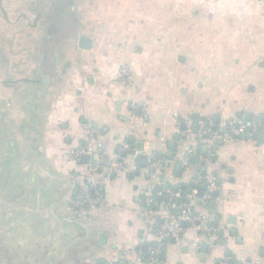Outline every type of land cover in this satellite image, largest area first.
Wrapping results in <instances>:
<instances>
[{
	"label": "crops",
	"instance_id": "1",
	"mask_svg": "<svg viewBox=\"0 0 264 264\" xmlns=\"http://www.w3.org/2000/svg\"><path fill=\"white\" fill-rule=\"evenodd\" d=\"M123 63L131 86L116 80ZM175 114L192 125L188 166ZM229 118H264V0H0V264H148L159 240L138 216L155 186L147 159L105 177L103 207L71 206L84 162L68 152L85 127L98 149L153 152L164 188L199 197L197 175L215 177L214 201L196 202L226 231L209 247L185 229L159 264H264V120L213 152L194 136L198 120Z\"/></svg>",
	"mask_w": 264,
	"mask_h": 264
},
{
	"label": "built area",
	"instance_id": "2",
	"mask_svg": "<svg viewBox=\"0 0 264 264\" xmlns=\"http://www.w3.org/2000/svg\"><path fill=\"white\" fill-rule=\"evenodd\" d=\"M116 80L123 86L134 84L133 69L129 63H123L117 67ZM146 111L147 108L142 103L133 105V116L135 118L144 115ZM174 118L178 134L175 142L179 150V157L182 165L188 166L189 157L195 148L194 145L187 143L192 125L189 120L182 121L176 114ZM263 120L264 118H259L246 125L240 120L229 118L217 125H211L209 121L200 119L196 123V130L194 131L196 144L207 152L216 151L220 144L241 138L244 135H252L251 132H255ZM182 125H185L186 129H181ZM248 129H251V132ZM93 133V129L85 127L81 141L68 152L74 160H79L83 155L87 156L86 162L83 163L82 172L84 194L71 200L72 207L87 213L104 206L106 201L102 189L105 186L106 176L111 174H133L137 169L134 156H122L118 149H98L92 140ZM166 168L167 164L157 160L153 152H147L146 175L152 185L162 187V176ZM195 183L204 184L201 197L196 196L195 188H192L189 192L168 187L160 188L157 194H163L169 200L162 204L161 212L153 208L155 202L153 187L140 190L144 205L139 208L138 216L159 240V245L151 247L147 253L145 259L148 264H159L158 256L163 242L171 237H179L185 229L192 230L194 239L197 241L204 240L209 247H213L219 237L226 231L223 224L215 223L203 209L198 207V205L206 206L209 202L214 201L211 191L215 188V177L209 173H199ZM175 209L179 210L178 214L174 213ZM181 222L186 224V228L181 226ZM129 251L130 248L125 249L124 254ZM124 257L125 255L121 256L120 259L123 261ZM142 257L143 255L139 253L138 260H142ZM241 264L251 263L242 261Z\"/></svg>",
	"mask_w": 264,
	"mask_h": 264
},
{
	"label": "water",
	"instance_id": "3",
	"mask_svg": "<svg viewBox=\"0 0 264 264\" xmlns=\"http://www.w3.org/2000/svg\"><path fill=\"white\" fill-rule=\"evenodd\" d=\"M88 41L89 40L87 38L82 37L81 40H80V45H82V46L85 47L86 45H84V42L87 43ZM133 152H134V150H133ZM191 158L193 159L194 156L192 155ZM135 159H136V164L137 165H144L146 163L147 157L144 154H136ZM86 160H87V156L86 155L81 156L80 162H86ZM179 167H180V164L177 165V170H179ZM203 191H204V188L203 187L198 188V193L197 194H198L199 197L202 196ZM178 212H179V210H178ZM181 224L183 226L185 225L184 222H181Z\"/></svg>",
	"mask_w": 264,
	"mask_h": 264
},
{
	"label": "trees",
	"instance_id": "4",
	"mask_svg": "<svg viewBox=\"0 0 264 264\" xmlns=\"http://www.w3.org/2000/svg\"><path fill=\"white\" fill-rule=\"evenodd\" d=\"M244 136H246V135H244ZM243 136V137H244ZM242 138V137H241ZM163 162V161H162ZM164 163V162H163ZM183 185V184H182ZM182 185H180L179 186V188H182V190H185L183 187H182ZM163 187V186H162ZM162 187H159V186H157V185H155L154 187H153V191H154V199H155V202H154V205H153V208L155 209V206L160 202V201H163L164 203L165 202H168L169 200L168 199H166V197L163 195V194H161V195H158L157 194V192L159 191V189L160 188H162ZM173 188H175V187H173ZM156 204V205H155ZM175 211H176V209H175Z\"/></svg>",
	"mask_w": 264,
	"mask_h": 264
},
{
	"label": "rangeland",
	"instance_id": "5",
	"mask_svg": "<svg viewBox=\"0 0 264 264\" xmlns=\"http://www.w3.org/2000/svg\"><path fill=\"white\" fill-rule=\"evenodd\" d=\"M10 263V262H9Z\"/></svg>",
	"mask_w": 264,
	"mask_h": 264
}]
</instances>
